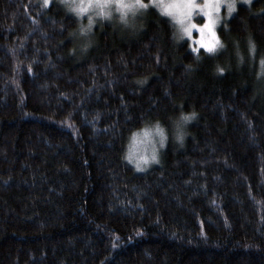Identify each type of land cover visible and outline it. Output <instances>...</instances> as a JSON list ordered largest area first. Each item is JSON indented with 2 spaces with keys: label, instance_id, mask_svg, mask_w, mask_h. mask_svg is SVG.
Wrapping results in <instances>:
<instances>
[{
  "label": "trees",
  "instance_id": "16d2710c",
  "mask_svg": "<svg viewBox=\"0 0 264 264\" xmlns=\"http://www.w3.org/2000/svg\"><path fill=\"white\" fill-rule=\"evenodd\" d=\"M225 6L209 53L153 4L85 36L60 0H0V264H264V0Z\"/></svg>",
  "mask_w": 264,
  "mask_h": 264
},
{
  "label": "snow or ice",
  "instance_id": "6c2138e0",
  "mask_svg": "<svg viewBox=\"0 0 264 264\" xmlns=\"http://www.w3.org/2000/svg\"><path fill=\"white\" fill-rule=\"evenodd\" d=\"M49 0H44V5H48ZM78 0H60V3L70 12L75 13L77 17H82L86 13L78 11L72 5L76 4ZM96 2V0H92ZM132 3L140 5L141 9L149 7V4H155L156 7L161 8L162 11L166 12L168 15L172 16L173 19L180 25V32L182 36H187L192 38L193 29H196L200 33V39L197 40V44L202 46L207 52L212 53L215 47L220 43L219 39L216 37V33L213 30L214 25L219 20V15L213 16V13H219L221 10V5L225 3V0H203V3H197V0H171L170 3L165 4L164 0H149V3H145L144 0H131ZM236 7L235 0H227V10L231 14ZM203 14L206 18L203 24H197L193 22V15ZM100 15H105L103 9H101ZM88 18V17H87ZM92 23H95L93 21ZM92 27L85 28L83 25L80 27V33L87 36L91 32ZM91 44V41L82 45L83 50H87ZM250 50H255V44L249 42ZM222 46V45H221ZM195 50V49H194ZM261 66L264 68V59L261 60ZM28 71H31L29 66ZM219 71L223 72L224 69L220 68ZM195 113L184 114L181 113L180 119L176 122L177 134L175 139L177 141L183 142L184 132L182 130V125L191 121L195 117ZM156 133L160 136V144L163 146L164 143V131L157 125L155 129ZM145 136L150 135L149 130L144 131ZM129 160L132 159V152L129 153L127 157ZM141 160L145 164L148 163V157H141ZM152 161H157V154L155 148L152 150V155L150 157ZM136 167L140 168L141 164L139 161L136 162Z\"/></svg>",
  "mask_w": 264,
  "mask_h": 264
},
{
  "label": "rangeland",
  "instance_id": "374dc122",
  "mask_svg": "<svg viewBox=\"0 0 264 264\" xmlns=\"http://www.w3.org/2000/svg\"><path fill=\"white\" fill-rule=\"evenodd\" d=\"M239 1L242 2L243 0H235L236 4ZM145 3H149V0H144ZM171 0H164V3H170ZM197 3H203V0H197ZM155 5V4H153ZM227 5V0H225V3H223L221 5V10L220 12L217 13H213V16L215 17L216 15H219V20L216 22V24L214 25V31L216 33V37L219 39V41L221 42L220 39V35H219V25L220 22L222 21V15H221V11L223 6ZM226 7V6H225ZM159 8V7H158ZM227 9V7H226ZM161 10V8H160ZM162 11V10H161ZM164 12V11H162ZM166 13V12H164ZM167 14V13H166ZM227 14L228 11H227ZM170 16V15H169ZM172 17V16H171ZM173 18V17H172ZM206 18L203 16V14H199V15H193V22L197 23V24H203L204 20ZM174 21L176 22V20L174 19ZM176 24L178 25V35H180L181 37L186 38L188 41H190L193 49L198 50V49H204L202 46L198 45L196 42L197 40L200 39V33L196 30L193 29V35L192 38H189L187 36H182L181 32H180V25L176 22ZM218 48H220V43L215 47V50H218ZM150 131V135L149 136H145L144 135V131H141L140 133H136L134 135V137H132L131 140V144H130V149H129V153L132 152V161L136 164L137 161H139V163L141 164L142 167L146 166V164L144 163L143 160H141V157H148V163L153 162L150 157L152 155V150L153 148H155L156 152H158V148L161 145L160 143L158 144V141L160 140V136L159 134L156 133L155 129H147ZM147 163V164H148Z\"/></svg>",
  "mask_w": 264,
  "mask_h": 264
},
{
  "label": "clouds",
  "instance_id": "9594fccd",
  "mask_svg": "<svg viewBox=\"0 0 264 264\" xmlns=\"http://www.w3.org/2000/svg\"><path fill=\"white\" fill-rule=\"evenodd\" d=\"M72 7L87 14V23L83 26L87 29L92 27L95 18L116 19L125 26L132 24L133 18L141 10L140 5L131 0H78ZM101 9L105 15H100Z\"/></svg>",
  "mask_w": 264,
  "mask_h": 264
}]
</instances>
